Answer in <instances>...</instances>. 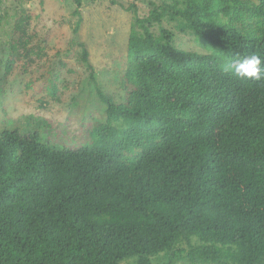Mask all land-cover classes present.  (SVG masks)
<instances>
[{
  "label": "trees",
  "instance_id": "1",
  "mask_svg": "<svg viewBox=\"0 0 264 264\" xmlns=\"http://www.w3.org/2000/svg\"><path fill=\"white\" fill-rule=\"evenodd\" d=\"M134 12L125 103L97 90L108 120L91 143L0 129V264H155L161 254L171 264L182 253L190 264H264V80L225 70L264 54V0ZM163 18L207 52L175 47L162 26L155 35ZM25 22L13 26L11 60L32 52Z\"/></svg>",
  "mask_w": 264,
  "mask_h": 264
},
{
  "label": "rangeland",
  "instance_id": "2",
  "mask_svg": "<svg viewBox=\"0 0 264 264\" xmlns=\"http://www.w3.org/2000/svg\"><path fill=\"white\" fill-rule=\"evenodd\" d=\"M171 1L0 0V129L15 125L28 133L38 127L56 142L91 143L97 125L108 120L97 90L117 105L125 103L127 40L133 30L139 31L134 28V11L145 17L152 8ZM120 3L132 5V9L120 7ZM77 6L82 22L74 34ZM21 17L26 18V47L32 52L25 56L21 50L11 60L12 30ZM160 26L170 30L175 47L207 52L191 31L178 30L177 21L163 18L151 27L155 35ZM81 44L88 50L87 61L82 59ZM109 120L120 124L114 118ZM166 260L163 254L153 258L155 264ZM171 264L190 263L182 253Z\"/></svg>",
  "mask_w": 264,
  "mask_h": 264
},
{
  "label": "clouds",
  "instance_id": "3",
  "mask_svg": "<svg viewBox=\"0 0 264 264\" xmlns=\"http://www.w3.org/2000/svg\"><path fill=\"white\" fill-rule=\"evenodd\" d=\"M241 79L264 80V54L244 55L225 69Z\"/></svg>",
  "mask_w": 264,
  "mask_h": 264
}]
</instances>
